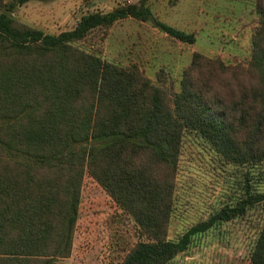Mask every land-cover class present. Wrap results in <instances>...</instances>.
Here are the masks:
<instances>
[{
  "label": "trees",
  "instance_id": "obj_1",
  "mask_svg": "<svg viewBox=\"0 0 264 264\" xmlns=\"http://www.w3.org/2000/svg\"><path fill=\"white\" fill-rule=\"evenodd\" d=\"M28 1L0 0V264L70 256L85 175L139 234L115 264H171L204 235H224L252 207L264 208V190L250 182L251 167L264 177V0H254L246 60L193 51L177 86L162 69L153 80L84 45L127 17L196 43L194 32L160 22L149 0L87 12L58 33L14 15ZM187 131L239 169L240 194L170 237ZM255 228L248 259L264 264V214Z\"/></svg>",
  "mask_w": 264,
  "mask_h": 264
},
{
  "label": "rangeland",
  "instance_id": "obj_2",
  "mask_svg": "<svg viewBox=\"0 0 264 264\" xmlns=\"http://www.w3.org/2000/svg\"><path fill=\"white\" fill-rule=\"evenodd\" d=\"M134 1L30 0L20 5L14 15L46 32L58 33L72 29L87 12L105 13L118 4ZM148 5L160 22L194 32L196 43L176 41L152 21L127 17L116 21L104 38L91 33L85 47L96 50L106 60L122 65L136 63L153 80L162 69L176 86L193 51L219 56L225 62L248 58L250 35L256 23L254 0H178L175 5H169L168 0H149ZM261 167L264 169V164ZM238 173L239 169L224 162L208 143L187 131L182 138L170 237L223 201L238 197ZM250 173L253 188L264 190V177L257 166L251 167ZM260 213L264 214L263 207H252L240 221L229 224L224 235H204L171 264H250L248 255ZM138 237L134 222L85 175L71 254L52 264H115L124 248Z\"/></svg>",
  "mask_w": 264,
  "mask_h": 264
}]
</instances>
